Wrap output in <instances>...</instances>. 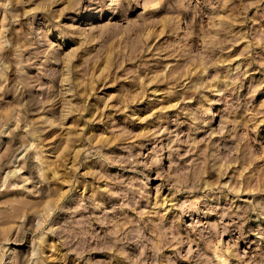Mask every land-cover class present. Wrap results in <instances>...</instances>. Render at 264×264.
I'll return each mask as SVG.
<instances>
[{
	"label": "rangeland",
	"instance_id": "1",
	"mask_svg": "<svg viewBox=\"0 0 264 264\" xmlns=\"http://www.w3.org/2000/svg\"><path fill=\"white\" fill-rule=\"evenodd\" d=\"M108 2L0 0V264H264V0Z\"/></svg>",
	"mask_w": 264,
	"mask_h": 264
},
{
	"label": "bare ground",
	"instance_id": "2",
	"mask_svg": "<svg viewBox=\"0 0 264 264\" xmlns=\"http://www.w3.org/2000/svg\"><path fill=\"white\" fill-rule=\"evenodd\" d=\"M116 3H117V0H109V2H108V4H107V6L108 7H114L115 5H116ZM154 230V229H153ZM215 235V234H214ZM123 238V237H122ZM164 239H166V238H164ZM167 241H168V239H167ZM167 243V242H166ZM164 245V244H163ZM141 254V253H140Z\"/></svg>",
	"mask_w": 264,
	"mask_h": 264
}]
</instances>
